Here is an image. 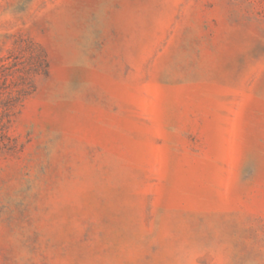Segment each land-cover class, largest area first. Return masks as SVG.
<instances>
[{"label":"rangeland","instance_id":"1","mask_svg":"<svg viewBox=\"0 0 264 264\" xmlns=\"http://www.w3.org/2000/svg\"><path fill=\"white\" fill-rule=\"evenodd\" d=\"M0 264H264V0H0Z\"/></svg>","mask_w":264,"mask_h":264}]
</instances>
